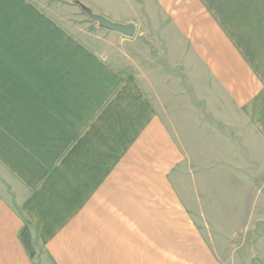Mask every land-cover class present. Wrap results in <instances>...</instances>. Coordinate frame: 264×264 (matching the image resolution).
I'll return each instance as SVG.
<instances>
[{"label": "crops", "instance_id": "1", "mask_svg": "<svg viewBox=\"0 0 264 264\" xmlns=\"http://www.w3.org/2000/svg\"><path fill=\"white\" fill-rule=\"evenodd\" d=\"M80 6L133 37L63 14ZM126 43L264 142V0H0V264H219L166 118L110 61Z\"/></svg>", "mask_w": 264, "mask_h": 264}, {"label": "rangeland", "instance_id": "2", "mask_svg": "<svg viewBox=\"0 0 264 264\" xmlns=\"http://www.w3.org/2000/svg\"><path fill=\"white\" fill-rule=\"evenodd\" d=\"M80 9L63 14L89 23ZM113 46L112 64L150 92L182 149L176 188L218 263L264 264V142L220 98L189 88L157 49Z\"/></svg>", "mask_w": 264, "mask_h": 264}, {"label": "water", "instance_id": "3", "mask_svg": "<svg viewBox=\"0 0 264 264\" xmlns=\"http://www.w3.org/2000/svg\"><path fill=\"white\" fill-rule=\"evenodd\" d=\"M80 8L86 14V16L89 18L90 21L97 23L99 28L111 33L119 34L127 38L133 37L135 27L132 24L120 25V24L112 23L102 16L92 14L89 10L84 9L81 6Z\"/></svg>", "mask_w": 264, "mask_h": 264}]
</instances>
